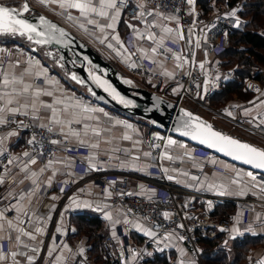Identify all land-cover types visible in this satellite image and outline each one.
<instances>
[{
    "label": "crops",
    "instance_id": "obj_1",
    "mask_svg": "<svg viewBox=\"0 0 264 264\" xmlns=\"http://www.w3.org/2000/svg\"><path fill=\"white\" fill-rule=\"evenodd\" d=\"M215 1L210 0V2H207L210 8L220 7V2L215 5ZM239 1H237L238 4L232 5L231 9L227 12V16L233 29L237 28L235 27V21L239 19L241 26L238 29L242 30L248 19L244 20L239 17V8L237 6L243 0L241 2ZM93 2L98 6V0H93ZM0 3L13 5L17 9H21L23 4L27 3L35 11L60 23L80 41L96 51L122 73L123 79L131 81L135 86L157 92L168 100L173 101L176 95L173 93V89H179V87L176 84H172L173 78L165 77L161 73L167 70L172 72L174 77L177 73L184 72L186 65L184 64L182 69L177 68V61L171 58V54H166L168 56L167 59H165L164 55H157L155 57L157 63H154L152 69L154 72L159 73L166 82L169 81L166 89H163V85L160 87L156 86L152 78L134 75L127 69L129 64H131L130 55L128 51H125L124 37L127 33L131 32L133 34V40L137 48L144 49L149 57H152L150 48L155 46L153 42L142 41L141 36L138 38L137 33L143 34L144 32L140 20L127 18L119 10L121 15L117 18L115 31L105 27L104 31L101 32L100 27L97 25L104 26L111 22L110 19H104L95 14H89L85 18L81 16L77 9L60 8L58 2H49L46 5H42L38 0H0ZM233 10L236 11L235 17L230 15ZM69 16L72 19H68ZM88 19H92L96 23L89 24L87 22ZM157 23L166 24L170 27L169 23L165 20H158ZM129 25L134 26L135 31ZM157 29V34H160V28L157 27ZM115 35L119 36L120 41L124 44V48H121L112 39ZM8 37L6 40H0V48L5 49V52H0V63H2L5 70L14 72L17 76L26 69L30 70L32 75L24 76V83L39 85L44 90L53 93L51 97L41 96L40 99L42 101L52 103L54 99H61L64 101V104L57 105L56 107L58 108H63L64 105L74 106L78 103L81 106L101 111L83 113V115L91 116L95 119L82 120L81 124L70 125V127L81 131V138L85 139L89 144L99 143L97 149L83 147L78 148V152L75 155L58 153L55 156L56 159H64L66 156L73 157V167L71 169L65 168L60 164H54L53 168L47 169L41 174L39 170L46 163L41 164L37 162L36 165H29L31 171L37 172V181L40 185V190L31 197H27V191L35 186L31 184L30 180H25L23 184L16 186L9 179L5 186L0 187V197H3L9 188H14V195L17 198L20 194H25L26 199L20 203L25 206L28 211V216H31L32 219L29 222L28 216H20V219L26 221L21 226L36 235V240H30L27 237L21 238L22 243L28 245L27 248L22 247V245L18 246L15 239L12 241H8L7 239L0 241V247H2L3 242L7 244V249L5 251L2 249V253L0 254H6L8 256V259L0 262V264H13L10 255L11 252L25 253L24 256L16 257L20 264H28L27 257L29 256L33 258V264H74L80 258H84L89 264H99L102 261L98 257L97 248H95L97 239L106 233L112 235L113 228L118 226H121L124 232L130 236L133 252H135L130 255L128 262L125 264H145V262H140L137 257V252L145 253L150 260L152 259L151 255L154 256L157 254L164 256L169 264H181L182 260L184 264H195L189 251L176 236L168 234L163 236L155 235L153 238L146 236L143 231H137L135 228L136 224H140L146 230H151L141 221L127 217L120 209L110 207L105 201L108 196V191L105 190L102 192L92 180L85 181L82 185L75 187L67 194L62 193L56 185L59 182L63 184L75 182L77 179V169H88V161L85 157L89 155H95L96 157L94 163L96 164L97 170L89 169L91 172L102 173L116 171L119 174H146L148 169L154 166L155 157L152 155L149 147L142 142V138H153V136H157L161 132V129L145 119L121 113L111 107L98 103L87 94L84 88L62 79L55 68L50 67V62L42 55L41 50L37 52L33 51V45L29 41H25L23 36L8 34ZM102 40L103 43H101ZM108 44H112L113 48H109ZM29 52H32V54L29 55ZM139 53L142 56L140 51ZM147 60L151 61L150 59ZM16 62H19V67H14ZM160 62L164 65L163 69L158 66ZM200 63H204L203 70L208 72L209 81L216 79L221 68L229 69L232 72V78L224 79L221 85H215L211 93L210 104L215 109L224 108L223 117L206 115L205 118H208L207 120L223 133L230 134L241 140H246L264 149V133L249 132V129L264 126V73H262L260 78H243V85L239 90H233V92L225 90L222 92V85L233 80V70H235L237 63L229 65L228 58L226 59L221 55L213 56L207 53L200 55L199 65ZM37 72L41 73L39 78L35 75ZM48 81H51V83H48ZM256 88L260 89V92L254 91ZM224 97H227V99L223 100ZM190 106L194 107L190 103L185 104L187 108ZM226 109L232 112V116L225 114ZM72 111L80 112L81 109L70 107L69 112ZM197 111L199 110L197 109ZM40 115L46 118L50 115V111L41 110ZM68 118L66 114H61V119ZM117 121L122 123H117ZM43 122L48 123V120L44 119ZM31 123L35 125L39 122L31 121ZM85 123L89 125V134L87 136L83 135V124ZM125 125H131V128L125 127ZM97 127L102 133L99 137L91 133V128ZM5 132L0 129V135H4ZM125 135L129 136L130 139H124L123 137ZM169 139L176 143L168 145L167 141ZM107 141H110V143ZM69 145L77 146L75 139ZM4 146L8 151L5 153V156H0V169L7 163L6 157L18 158L14 161L13 165L8 167L12 169L13 173H18L17 179H20L24 174L19 173L17 165H22L26 158L22 155L24 151L19 147L18 134L8 138ZM192 146L173 136L167 138L158 162L163 174L171 183L187 189L213 194H216V190H209L208 185L222 184L226 187L229 194L221 196L233 199H264V192L260 191V188L264 187V179L260 178L256 173L228 163L218 157L204 158L194 156L191 150ZM146 152L151 153V155L145 156L144 153ZM167 156H171L172 159H167ZM137 157L138 159H136ZM76 161L79 162L78 166ZM53 170H56L57 174L52 178V183L49 186L47 180ZM69 171L72 172V175L67 174ZM197 172L200 173L197 174ZM248 173H251L255 179L253 180ZM169 176L172 179H169ZM192 177H196L197 179L193 180ZM234 180L236 183H233ZM130 182L135 195L147 198L149 196L152 198L155 195L153 189L146 187L141 182L134 179H131ZM253 185L257 186L253 187ZM141 186H143V191ZM242 189L244 190V195L239 194ZM153 192L154 195L152 194ZM52 197H56V199H52ZM72 197H75L81 202L87 201L93 207L96 205H101V207L108 205V207L104 208V211H93L90 208L77 207L72 204L70 199ZM29 200L31 203H29ZM15 203H17L16 200H0V211L5 206ZM208 205L209 203L201 204L212 215L226 221L228 228L226 232L220 233L215 238L216 240L213 241V245L212 243H208V240L201 242L202 264H251L252 261L264 259V205H250L249 212L246 215L243 212V208L248 205L235 200L211 203V208ZM104 212H111L113 219L119 220L120 222L113 225L111 222L104 220ZM5 215L12 218L15 223L17 215L15 210L7 212ZM258 216L260 219H257ZM237 217H239L238 224L236 223ZM87 219L95 226L96 224L93 223V220H100V227L94 231L89 230V233L86 232L88 228H91V224H87L85 221ZM125 219L129 221L128 224L123 223ZM233 226L241 230L239 234L231 232ZM35 227H40L42 233H35ZM249 227L252 228L251 232L247 231ZM57 228H60L61 231L57 232ZM92 233L93 236L91 235ZM9 234L13 238L17 235V233L11 230L3 233V235ZM165 236H169L170 239L165 240ZM233 236H235L234 239L232 238ZM252 238L257 241L259 240V243L246 245L243 252L240 253L242 254V259L239 261L237 257L238 260H236V252L238 250L235 249V242H238L240 239L251 240ZM65 245H67V248ZM87 246L89 247L88 249H86ZM32 248L37 250L33 252L31 251ZM80 248L84 249L83 255H80ZM181 249L184 255H181ZM58 258L60 259L58 260Z\"/></svg>",
    "mask_w": 264,
    "mask_h": 264
},
{
    "label": "built area",
    "instance_id": "obj_2",
    "mask_svg": "<svg viewBox=\"0 0 264 264\" xmlns=\"http://www.w3.org/2000/svg\"><path fill=\"white\" fill-rule=\"evenodd\" d=\"M141 2H146V7L143 11L147 12L150 9L157 7V4L163 3L166 7L160 10L169 15H174L178 18L177 21H167L173 29L179 28L183 31L185 39L178 40L175 44L169 43L182 58L187 59L188 63L184 72L177 73L172 80V84L179 87L178 93L175 95L173 102L177 105L183 106L186 103L192 104L199 111L206 115H216L223 117V109H215L210 104L211 93L215 85H221L224 79L232 78V72L229 69H219V79L214 81L208 80V72L200 69V55L207 53L213 56H219L224 53L227 47L228 35L233 29L227 12L232 5L229 0H221L219 8H211L208 11L204 10V4L210 0H196L195 5H188L186 0H126L125 4L118 3V10H120L125 17H137V14L142 10L138 7ZM237 4V2L235 3ZM195 9L193 12L192 9ZM142 22L143 34L142 41L146 39V32H158L157 28L146 29L145 18H136ZM147 21H152L153 17L147 16ZM258 35L264 39V28L260 29ZM175 34V33H174ZM205 39L207 42H205ZM125 47L130 55L131 63H135L136 68L127 67L128 71L134 75H141L143 77H150L155 81L156 86H162L166 89L168 85L159 73L154 72V63L147 59H142L137 46L133 40V34L127 33L124 37ZM200 41V47H196V41ZM150 42V41H148ZM32 52H29L31 55ZM264 73V72H263ZM205 81H209L205 84ZM95 104V103H94ZM16 120H22L25 127H18L17 124H11L3 131L16 130L18 133L19 147L22 151H29L37 158L41 164L47 162V159L52 158L51 149L57 146H52L47 143V138L57 137L54 134H49L40 128L32 125L31 121L26 117L17 116ZM237 125V123L235 122ZM249 132L264 133V126L249 129ZM36 136L37 143L29 145L28 141ZM168 130H162L157 136L144 137L142 142L149 147L152 155L155 157V164L151 166L146 174H119L116 171L110 172H91L89 169L78 168L75 182L63 184L57 183V188H63L62 193L67 194L75 187L82 185L87 180H92L97 184L99 189L108 191V196L105 199L106 203L113 208H118L124 212L127 217L136 219L144 223L157 236L174 235L183 246L189 251L192 260L195 264H202L200 244L204 240H213L220 233L226 232L228 223L223 219L212 215L208 210L204 209L203 203H218L226 200H235L237 202L245 203L244 214H248L250 205H264V199L241 198L233 199L216 195L209 192L196 191L187 189L171 183L163 174L159 167V157L162 153L166 140L170 137ZM40 143L44 144L43 156L37 155L33 149H38ZM159 145V147H157ZM75 149L71 153H66L62 150L56 152L63 154L75 155L78 152V147L75 145H68ZM192 154L194 156H201L204 158L213 157L211 151L200 147L192 146ZM78 166L79 162L76 161ZM200 172H197L199 174ZM134 179L141 182L148 188L154 190L155 195L149 199L144 196H138L133 193L130 180ZM110 193V195H109ZM132 193V195H127ZM169 213V218L165 219L163 213ZM183 225V227H179ZM223 227L226 230L220 231ZM116 238L106 233L100 239L97 252L101 259V264H125L133 252L130 236L127 235L121 226L114 228ZM184 237L183 240L180 237ZM89 247L87 246L86 249ZM2 249H7L6 242L2 243ZM137 257L140 262L148 261L149 257L143 252H137ZM74 264H89L84 258L78 259ZM251 264H258V261H252Z\"/></svg>",
    "mask_w": 264,
    "mask_h": 264
},
{
    "label": "snow or ice",
    "instance_id": "obj_3",
    "mask_svg": "<svg viewBox=\"0 0 264 264\" xmlns=\"http://www.w3.org/2000/svg\"><path fill=\"white\" fill-rule=\"evenodd\" d=\"M38 2L42 5H46L49 2H58L59 7L62 9L65 8H72L77 9L81 16L87 18L89 14H95L99 17H102L104 19H110L111 22L100 26V31L103 32L104 28L112 29L115 31V24L117 22V18L121 15L120 11L118 10V3L119 4H125L126 0H98V6L93 2V0H38ZM188 5H195L196 0H186ZM138 7L142 9L135 18L144 17L145 18V27L146 29H153V28H160V34L154 33L152 31L146 32V39L150 42H153L155 44L154 47L150 48V51L152 53V57H149L147 52L144 51V49H138L142 53L141 58L142 59H150L152 63H157L155 60V57L157 55H164L165 59L168 58L166 54H171V58H173L175 61H177L176 67L177 68H183L184 64L188 63L187 59L182 58V56L177 53L172 47H169L168 44H175L178 40L185 39L184 33L179 28L173 29L172 27H168L166 24H158V20H165V21H177L178 18L174 15L166 14L165 12L161 11L160 9L163 7H166L165 4L160 3L157 4V7L154 9H150L147 12L143 11V9L146 7V2H141L138 4ZM29 11V5L27 3H24L22 6V12H18L15 8H9V7H0V34H19L20 36H26L28 40H33L34 35L36 37L44 36L45 34L43 32H40L37 30V27H35L33 24L29 23L25 19L18 18V16L22 15L23 13H26ZM192 11L194 12L195 9L193 7ZM230 15L232 17L236 16V11L233 10ZM151 16L153 17L152 21H147L146 17ZM68 19H72L71 16L68 17ZM41 25H47L48 28H50L52 31H56L55 25H50L48 22L43 18L40 17ZM87 22L89 24H95L96 22L92 19H88ZM240 21L237 19L235 21V27L239 28ZM129 27H132L135 31L134 26L129 25ZM175 33V34H174ZM34 34V35H33ZM61 35H64V33L61 31ZM144 34L137 33L138 38ZM117 44L120 45L121 48H124V44L120 41V38L118 35H115L112 37ZM36 43H43L42 40H36ZM205 42L207 40L205 39ZM103 43V40L101 41ZM109 48H113L112 44H108ZM196 47H200V41H196ZM127 51V49H125ZM0 52H5V49L0 48ZM119 55V53H117ZM182 61V63H181ZM135 63L129 64L130 68H136ZM158 66L163 69L164 65L162 62L158 64ZM14 67H19V62H16ZM200 69H204V63H200L199 65ZM165 77L173 78V73L169 72L167 70L162 71L161 73ZM26 75H32L30 70L26 69L23 73H21L19 76H17L14 72H10L8 70H5L2 63H0V129H5L11 124H17L18 127H25V123L22 120H16L15 118L17 116H24L31 121H38L39 123L35 124L36 127L40 128L46 133L54 134L57 137L61 138H52L49 136L47 138V143L52 146H57L56 148L51 149L52 152V158L47 159L46 164L40 168L39 172L42 174L47 169L53 168L54 164H60L63 165V167L71 169L73 167V157H65L64 159H56V152L59 151L62 147V150L66 153H71L75 149L72 147H69L68 145L72 142L73 139H75L77 143L78 148L83 147H90L92 149H97L99 147V143H91L89 144L85 139L81 138V131L76 130L70 125L72 124H81L82 120H88V119H95L91 116L83 115V113H89L94 111H101L98 109H90L86 106H81L78 103L76 105H64L63 108L56 107L57 105H63L64 101L61 99H54L52 103H47L42 101L40 98L41 96H53V93L51 91H46L43 88H41L39 85L34 84H28L24 83V76ZM36 77L39 78L41 76L40 72H37ZM220 77L217 76L216 79H219ZM75 79V77H73ZM93 80L101 87L105 89V91L111 90V93L115 99L120 100L121 103H124L126 106L130 104V101L124 100L115 92L114 89H111V86L108 85L105 81H101L98 77H93ZM48 83H51V81H48ZM128 83H131L128 81ZM205 84H207V81H205ZM251 87V86H250ZM179 89H173V93L177 94ZM256 92H260V89L256 88L254 89ZM80 108V112L72 111L69 112V108ZM41 110H49L50 115L48 117H42L40 115ZM183 111V110H182ZM66 114L69 118L68 119H61V114ZM225 114L228 116H232V112L225 110ZM105 115H107L105 113ZM183 116L187 119L183 121L182 123V129H178L180 131V135L182 136H188L192 140L198 141L200 144L207 145L209 148H215L216 151L223 153L226 156H230L233 160L242 161L245 164H249L254 168L258 169H264V150L258 149L248 143H243L237 139H234L230 136L223 135L222 133L215 131L211 124H207L201 120L200 117L193 115L191 112L183 111ZM47 119L48 123H44L43 120ZM117 123H122L120 121H117ZM125 127L131 128V125H125ZM67 129V130H66ZM107 130V129H106ZM105 130V131H106ZM91 133L95 135L96 137L101 136V130L97 128H91ZM16 130H9L6 131L4 135H0V156H5V153L8 151L7 148L4 146L5 142L8 138L17 135ZM89 134V125L83 124V135L87 136ZM124 139H130L129 136L125 135L123 137ZM110 143V141H107ZM29 145H35L37 143L36 136L34 135L29 141ZM168 145H173L176 142L169 139L167 141ZM159 147V145H157ZM44 144L40 143V147L38 149L34 148L33 150L37 152V155L43 156ZM23 157L26 158V160L23 162L22 165H17L19 168V173H23L24 175L17 179L18 173H13L12 169L8 166L13 165L14 161L18 158H7V163L4 165L2 169H0V187H3L7 184V181L11 179L13 181V184L16 186H19L25 182V180H30L31 184L34 185L32 189L27 191V197L33 196L37 191L40 190V185L37 181V172L31 171L29 165H36L37 164V158L33 156L29 151H25L23 154ZM145 156H150L151 153H144ZM167 159H172L171 156H167ZM85 159L88 161V169L90 170H97L96 164L94 163L96 157L95 155H89L85 157ZM138 159V157L136 158ZM165 171H167L165 169ZM56 170L52 171L51 176L48 178L47 183L50 186L52 183V178L56 175ZM68 175H72V172L69 171L67 173ZM187 175V173H185ZM239 175V174H238ZM250 177L254 180L255 177L252 176L251 173H248ZM169 179H172L171 176H169ZM193 180L197 179L196 177H192ZM67 183V181H65ZM233 183H236L234 180ZM257 185H253V187H256ZM143 191V186H141ZM209 190H216L217 195H226L229 194L227 192V189L224 185H208ZM63 191V188L61 189ZM261 192H264V187L260 188ZM154 195V192L152 193ZM240 195H244V190L242 189L239 193ZM110 195V193H109ZM127 195H132V193H127ZM2 199H10V200H16L17 203L10 204L8 206H5L2 211H0V241H3L7 239L8 241H12L15 239L18 246L27 248L28 245L26 243H22L21 238L27 237L30 240H36V235L33 234V232H29L26 230L25 227H22L21 225H24L26 223L25 220L20 219V216H28V211L26 210L25 206L21 204V201H24L26 199L25 194H20L17 198L14 195V188H9L7 193L0 197V200ZM52 199H56V197H52ZM73 205H76L77 207H83V208H90L93 211H104V208L108 207V205H104L101 207V205H96L93 207V205L87 201H78L75 197L70 198ZM149 199L151 197L149 196ZM29 203L31 201L29 200ZM209 208L212 207L211 203L208 205ZM12 210H15L16 212V221L13 222L12 218H9L5 215V213L10 212ZM165 219L169 218V213L165 212L163 213ZM104 220L111 222L113 225L116 223H119V220H114L111 212H104L103 216ZM31 216H28L29 222L31 221ZM257 219H260L258 216ZM123 223L128 224L129 221L125 219ZM236 223H239V217L236 218ZM179 227H183V225H179ZM135 228L137 231H143L144 234L148 237H155V233L149 230L144 229L140 224H136ZM8 230H11L12 232L17 233V235L13 238L10 234L9 235H3V233H6ZM226 229L221 227L220 231H225ZM61 229L57 228V232H60ZM75 231V229H73ZM240 229L233 226L231 229V232L239 234ZM247 231L251 232L252 228L249 227ZM35 233H42V229L40 227L34 228ZM112 236L113 238H116V232L113 228L112 230ZM233 239L235 236L232 237ZM165 240L170 239L169 236L164 237ZM181 240L184 239V237H180ZM227 243V241H225ZM67 248V245H65ZM37 249L32 248L31 251L35 252ZM70 250V249H69ZM80 255L84 254V249L80 248ZM181 255H184L183 250L181 249ZM0 253H2V247H0ZM11 259L13 261V264H20L19 261H17V256H24L25 253L23 252H11ZM8 259V256L6 254H0V262L6 261ZM60 258H58L59 260ZM28 264H33V258L27 257ZM181 264H184V261H181ZM258 264H264V259L258 261Z\"/></svg>",
    "mask_w": 264,
    "mask_h": 264
},
{
    "label": "water",
    "instance_id": "obj_4",
    "mask_svg": "<svg viewBox=\"0 0 264 264\" xmlns=\"http://www.w3.org/2000/svg\"><path fill=\"white\" fill-rule=\"evenodd\" d=\"M0 7L15 8L18 12H22V7L21 9H17V7L13 5L3 3H0ZM40 17H43L48 24L55 25L56 31H52L47 25L42 26ZM18 18L27 20L37 27L38 31L45 34L41 37H36L33 34L34 39L31 41L28 40L26 36H23L25 41H29L33 45L32 50L35 52L41 50L42 55L50 62V67L55 68L62 79L84 88L87 94L98 103L111 107L121 113L145 119L153 123L159 129L168 130L171 136L179 138L193 146L207 149L216 157L254 172L264 179V169L254 168L242 161L233 160L230 156L216 151L215 148H209L207 145L200 144L198 141L192 140L188 136L180 135L178 129H182V123L187 119L183 116V111L191 112L193 115L200 117L203 122L211 124L205 117L193 112L185 106L177 105L175 102L168 100L157 92L130 85L123 79L122 73L96 51L80 41L60 23L35 11L31 6H29L28 12L23 13L18 16ZM61 31L64 35L60 34ZM15 35L20 36L19 34ZM36 40H42L44 42L38 44L35 42ZM89 72L96 73L103 78L121 98L131 103L126 106L124 103H121L120 100L115 99L113 95L102 90L93 81ZM73 77H75V79H73ZM212 127L215 131L223 135L230 136L243 143H248L258 149L264 150L246 140H241L230 134L223 133L213 125Z\"/></svg>",
    "mask_w": 264,
    "mask_h": 264
},
{
    "label": "trees",
    "instance_id": "obj_5",
    "mask_svg": "<svg viewBox=\"0 0 264 264\" xmlns=\"http://www.w3.org/2000/svg\"><path fill=\"white\" fill-rule=\"evenodd\" d=\"M221 1V0H220ZM231 5H234L238 0H229ZM243 13L250 14L251 19L245 24L244 29L240 31V29H232L228 35V42H227V47L224 53L227 50L232 49V54H227L228 56V62L229 65H232L233 63H237L239 66H244V62L240 63V56H244L246 58L247 63L245 65H248L249 67H264V39L258 35V33L254 30H256L257 25H264V0H243ZM257 23V24H255ZM232 43L231 49H229V43ZM242 45L244 47L243 52H240L241 50L238 49V47ZM223 53V54H224ZM227 53V52H226ZM225 53V54H226ZM248 59V60H247ZM243 64V65H242ZM243 68V67H242ZM237 69L235 72L234 76L235 79H233L230 82H226L222 85L221 91L224 92L226 91H232L233 90H239V88L242 86V80L245 77H249V72L248 70L242 71L244 69ZM254 78H260L258 74L255 75ZM227 93V92H226ZM229 96V93H228ZM227 97H224L223 100H226ZM222 100V102H224ZM214 102V101H213ZM221 102V101H220ZM87 224H91V228H88L86 232L89 233V230H97L100 227V220H93V223L96 224V226L92 223H90V220H85ZM94 227V229H93ZM93 236V233L91 234ZM102 236H99L96 242V247L98 248V244L100 242V239ZM214 240H208V243L214 244ZM259 240L255 239H240L238 242H235V249L239 251L236 252V260H238L237 257L242 259V253L243 249L245 248L246 245H255L258 244ZM98 254V252H97ZM99 259L100 256L98 255ZM239 259V261H240ZM101 260V259H100ZM152 260V261H151ZM149 261H146L145 264H148V262L154 261V258ZM155 264H169L166 259L162 256L157 257V260L154 261Z\"/></svg>",
    "mask_w": 264,
    "mask_h": 264
},
{
    "label": "rangeland",
    "instance_id": "obj_6",
    "mask_svg": "<svg viewBox=\"0 0 264 264\" xmlns=\"http://www.w3.org/2000/svg\"><path fill=\"white\" fill-rule=\"evenodd\" d=\"M242 0H240L239 2H241ZM219 2H221L220 0H216L215 1V5H217V4H219ZM238 4V3H237ZM239 9V17H241L242 19H244V20H246V19H248V21H249V19H251V16H250V14H245V13H243V2H241V3H239V6H237ZM211 8H210V5L209 4H205V6H204V10L205 11H208V10H210ZM247 21V22H248ZM255 24H257V23H255ZM245 26V25H244ZM255 28H257L256 30H254V31H256V32H258L260 29H263L264 28V25H257V27H255ZM236 29H238V28H236ZM243 29H244V27H243ZM242 29V30H243ZM240 31H241V29H240ZM6 38H9L8 37V34H1V36H0V40H6ZM8 40V39H7ZM229 49H231V47H232V43L230 42L229 43ZM238 49L239 50H241L240 52H243V50H244V47L242 46V45H240L239 47H238ZM231 51H232V49H231ZM230 50H227L224 54H222L221 56H224L226 59L228 58V56H227V54H232V52H231ZM240 63L241 62H244L245 64L247 63V61H246V58H244V56H240ZM248 60V59H247ZM244 64V66H236L235 67V70H233V79H235V76H234V74H235V72L237 71V69H241L242 67V69H244V70H242V71H246V70H248V71H250L249 72V78L250 77H255V75L256 74H258V76L259 77H261V75H262V73H263V71H261L262 69H264V67H249L248 68V65H245ZM243 65V64H242ZM257 69V70H256ZM125 81H127L128 82V80H126V79H124ZM236 81H238L237 79H235ZM131 82V81H130ZM130 85H133V83L131 82V83H129ZM241 85H243L242 83H241ZM135 86V85H134ZM183 106H185V104L183 105ZM190 108V110H193V112L195 111L196 113L198 112V114H200L201 116H203V117H206V114L204 113V112H202V111H197V109H195L194 107H192V106H190L189 107ZM208 119V118H207ZM214 157H216L215 155H213ZM258 175V174H257ZM261 178V177H260ZM151 257H152V259L154 258V261L155 260H157V257H160L159 255H157V254H155L154 256L153 255H151ZM162 257H164V256H162ZM239 258V257H238ZM240 259V258H239ZM150 259H148V261H149ZM152 261V260H151ZM154 261H153V264H155L154 263ZM99 264H101V263H99ZM148 264H152V262H148ZM243 264V263H242Z\"/></svg>",
    "mask_w": 264,
    "mask_h": 264
},
{
    "label": "bare ground",
    "instance_id": "obj_7",
    "mask_svg": "<svg viewBox=\"0 0 264 264\" xmlns=\"http://www.w3.org/2000/svg\"><path fill=\"white\" fill-rule=\"evenodd\" d=\"M88 71V70H87ZM89 75L91 76V78L93 79V77H98L101 81H104V79L103 78H101L100 76H98L96 73H91V72H89ZM94 81V80H93ZM95 82V81H94ZM106 82V81H105ZM96 83V82H95ZM107 83V82H106ZM97 84V83H96ZM108 84V83H107ZM98 85V84H97ZM109 85V84H108ZM99 86V85H98ZM102 90H104L105 91V89L103 88V87H101V86H99ZM111 89H113L112 87H111ZM106 92H108L109 94L111 93V90H109V91H106ZM112 95V94H111ZM118 100V99H117Z\"/></svg>",
    "mask_w": 264,
    "mask_h": 264
}]
</instances>
